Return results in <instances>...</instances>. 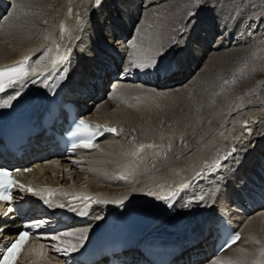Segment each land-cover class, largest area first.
Masks as SVG:
<instances>
[{"label":"bare ground","instance_id":"1","mask_svg":"<svg viewBox=\"0 0 264 264\" xmlns=\"http://www.w3.org/2000/svg\"><path fill=\"white\" fill-rule=\"evenodd\" d=\"M112 1L62 0L54 9L50 4L42 6L41 0H13L14 9L0 25V65L24 60L30 66L31 78L69 61L64 99L77 105L79 117L92 118L115 130L99 140L94 151L78 156V164L45 135H41L42 139H29L20 158L0 157L16 164L25 188L51 192L58 201L59 197L73 194L95 199L87 224L74 220L53 233L37 232L17 264L77 262L81 252L99 244V240L91 243L95 228L114 208L123 206L137 211V205L156 200L161 201L157 208L165 215L140 232L138 245L145 248L152 244L150 240H163L154 252L161 260L158 264H264V97L239 107L229 105L230 86L216 89L217 85H213L216 72L223 65L212 57L215 65L207 69L201 81L198 78L199 85L195 83L189 89L202 95L191 109L192 103L183 106L186 109L182 111L188 112L190 119L168 126L172 131L177 129L166 131L169 140L164 145L163 140L157 139L164 130L153 126L154 113L145 93L136 92H161L157 89L167 88L170 82L174 84L175 80H170L174 74L188 70L189 77L193 72L183 58L190 54L188 45L175 60L167 57L171 52L169 45L181 42L175 29L182 27L184 17L192 9L187 0H171L174 3L166 8L176 13L170 19L161 15L157 29L165 34L172 30L173 38L163 39L161 32L155 39L148 35L145 38L146 33L138 29L129 49L122 42L124 37L115 41L113 38L120 37L117 33L125 28L130 30L131 20L139 10L130 6V12L124 15V10L121 12L116 6L113 12L122 16H114L110 9ZM157 1L143 0L147 7ZM8 5L9 0H0V13ZM68 9L72 16H68ZM110 26L112 30L107 34ZM213 31L209 27L208 36ZM228 34L223 38H230ZM108 47L112 50L108 51ZM208 49L220 50L217 44L210 48L203 44L195 56L206 55ZM196 57L192 62H196ZM120 66L122 72L117 75ZM158 69L163 76L153 78ZM234 97L237 100L238 96ZM34 115L38 117V111ZM222 115L228 117L219 119ZM15 206L0 204V253L27 222ZM30 215V220L40 219ZM55 217L45 216L50 221ZM221 218L228 219L241 238L233 247L213 256L216 222ZM138 245L123 253L122 264H154ZM93 255L88 264H109L106 258L99 260V255Z\"/></svg>","mask_w":264,"mask_h":264},{"label":"rangeland","instance_id":"2","mask_svg":"<svg viewBox=\"0 0 264 264\" xmlns=\"http://www.w3.org/2000/svg\"><path fill=\"white\" fill-rule=\"evenodd\" d=\"M12 1L13 0H9L8 7L5 8L3 13H0L1 14L0 25L5 21L7 16L9 17L10 12L14 9L13 7L14 4L11 3ZM41 1L42 2L40 3H42V6L43 5L48 6L50 4L51 6H54L53 8L55 9L56 7L59 6L58 3H61L62 0H41ZM187 2L189 4V9L192 10L189 14H187L184 17L183 19L184 24L182 25V27L179 28L177 27L174 31L176 33H179V40L181 42L179 43L178 41V43H176L174 41L171 45H169L171 52L169 51L167 57L171 59L174 58L175 60L176 58H178V56L181 55V51L184 48V46L188 45L189 48L187 52L190 54L186 56L184 55L183 58L186 60V61L184 60V62L186 63L189 62V70L193 72L189 75V77H187L188 70L187 73L184 72V74L183 73L174 74V76H172V79H170L171 81L175 80L174 84L172 85V82H170L169 85H167V88L157 89V91H161V92L157 93L156 91L154 92L152 90H148V91L142 90L136 92L140 94L145 93V97L146 99H148L147 101H149L148 105L151 106L149 109L154 113L153 123L157 125V126L156 125L153 126H155V128L159 129L160 131L164 130L161 131L160 135H158L157 137L158 140H163L164 145H167V142L169 140L168 139L169 132L166 131L173 132L175 131V129H177L175 128L172 131V129L168 126L176 125V124L181 125V123L183 124V122H186L187 119L188 120L190 119V117L188 116V112L182 111V109L185 108L183 106H186L187 104L191 105L192 103L191 107L189 108L191 109L192 106L194 107V104L198 102V99H200L201 98L200 96L202 95L201 92L197 90L195 92H191L189 89L192 87L194 88L195 83L196 85H199L200 81L205 76V72L207 71V69L213 66V64L215 65L214 62L216 59H217V63L219 60V62L223 66H220L222 71L221 69H218L219 72L218 71H217L218 73L216 72L215 75L216 78H214L213 85L214 86L217 85L216 89L226 84L230 86V90H228L229 100H230L229 105H232L233 107L236 106L239 107L252 99H260L264 97V0H187ZM54 3L57 5H55ZM170 3L173 4L174 2H172L171 0H159L156 3L157 5L154 4L151 7L149 6L147 7L145 6L143 0L112 1L110 5V9L112 10L111 12L113 13L114 16H119V17L122 16V13L116 14L118 11H116V13L113 12V10L116 9V6H118V9H120L121 12L122 10H124L123 13L124 15L130 12L129 9L130 6L132 7L134 6L139 10V13L136 14L137 19L134 17L131 20V25L129 26L130 30L128 31L125 28L124 31L117 33V35H119L120 37L115 36L113 40L115 41L118 38L124 37L122 39V42L130 49L131 47H129V45L137 36L138 29L146 33L145 38H147L148 35V38L151 37L152 39H155V37L161 32L160 34L163 37V39H172L173 37H170L172 30L170 32H167L168 34H165L166 32L163 31L164 32L163 34L162 31H159L157 29L159 27L157 25L158 24L157 21L160 19L161 15L166 17L167 19L168 18L170 19V17L173 16L174 13H176V10L171 9L170 7L166 8L167 5H169ZM141 7H147L148 9L141 10ZM37 8L38 7H35L34 9ZM47 9L48 8H46V10ZM136 10L137 9H134L133 11ZM146 10L148 12L145 14L144 11ZM157 10L158 12H156ZM164 13H168V14L165 15ZM221 22L224 25H222ZM209 27L214 28L213 34L211 36H208L207 33ZM31 28H36V26H31ZM111 30H112V26H110L109 29H107V34ZM226 34H228V36L230 35V38L224 39L223 37ZM204 36H205V40H204ZM221 38L223 39L221 40ZM224 41H226V43ZM203 44H208L209 48L217 44V47H219L220 50L216 51L215 49H208L209 51L208 53H206V55H203L202 57H198V56L196 57L195 56V54H197L196 50H199L201 52V48H203ZM109 45L110 44H108V46ZM195 46H198V49L195 50L194 48ZM110 50L112 49L108 47V51ZM191 51L193 53H191ZM249 51L250 53L246 55V53H248ZM195 57H196V62L194 63L192 61L195 59ZM212 57L214 62L212 61ZM100 66L101 65H99L97 69H99ZM120 72H122L121 66H120V71L117 72V75H119ZM171 72L175 73V70H172ZM157 76L162 77L163 71L158 69L153 74V78H158ZM165 76L166 74H164V77ZM198 78L200 79V81ZM134 81H139V80L135 79ZM107 85L108 87H110L111 86L110 82L107 83ZM142 86L148 88H158L154 85L147 86L143 84ZM252 88L255 90L251 91ZM186 89H188L189 91ZM185 95L188 97H186ZM234 96H238L237 100ZM171 97L172 99H170ZM189 97H191L192 99ZM162 111L164 112L163 114ZM231 112L233 113V111ZM227 113H229V111ZM161 116L163 117L161 118ZM226 117H228V115L225 116L222 115L221 117L218 118L224 119ZM178 144L179 143H177V145ZM166 151H171V149L167 148ZM258 172H259L258 170H255V173ZM262 175L261 177L263 178ZM259 183H261V181H259Z\"/></svg>","mask_w":264,"mask_h":264},{"label":"snow or ice","instance_id":"3","mask_svg":"<svg viewBox=\"0 0 264 264\" xmlns=\"http://www.w3.org/2000/svg\"><path fill=\"white\" fill-rule=\"evenodd\" d=\"M7 87V86H6ZM200 200H201V202H203V198L201 197V198H199ZM217 264H219V262H217Z\"/></svg>","mask_w":264,"mask_h":264},{"label":"water","instance_id":"4","mask_svg":"<svg viewBox=\"0 0 264 264\" xmlns=\"http://www.w3.org/2000/svg\"><path fill=\"white\" fill-rule=\"evenodd\" d=\"M70 11H71V10H69V9L67 10L68 13H70Z\"/></svg>","mask_w":264,"mask_h":264}]
</instances>
